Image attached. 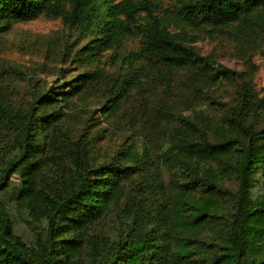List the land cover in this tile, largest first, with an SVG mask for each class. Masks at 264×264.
Returning a JSON list of instances; mask_svg holds the SVG:
<instances>
[{
    "label": "trees",
    "instance_id": "16d2710c",
    "mask_svg": "<svg viewBox=\"0 0 264 264\" xmlns=\"http://www.w3.org/2000/svg\"><path fill=\"white\" fill-rule=\"evenodd\" d=\"M174 1L171 22L177 32L157 15L161 7L155 0H0V35L14 23L60 18L88 39L84 57L117 52L127 38L136 37L139 47L126 56L128 64L143 61L164 71L190 68L195 78L211 75V65L192 45L197 38L184 28L234 38H249L258 30L264 37V0ZM142 73L132 69L119 82L107 100L108 111L117 110ZM222 74L223 69H216L213 79ZM92 75L78 76L70 91L52 88L40 103L53 106L60 93L79 94ZM255 107L264 109V97ZM251 108H231L229 118L224 116L228 135L222 140H209L191 122L168 135L171 145L158 167L175 170L176 181L160 188L161 200L155 204L146 196L114 236L101 234L97 226L122 197L125 182L138 173L149 174V166L139 156L133 164L94 166L77 143L65 150L69 166L43 186L37 175L57 150L55 137L63 136L57 124L62 113L43 114L38 124L28 113L15 124L8 144L0 134V264H264V127L255 129L246 122ZM5 123V116L0 117V133ZM13 174L18 184L11 181ZM154 177L146 194L155 192L157 173ZM223 177L234 178L237 188L221 185ZM224 203L228 209L220 212ZM9 207L39 230L32 244L15 233ZM219 220L220 236L210 242L202 232Z\"/></svg>",
    "mask_w": 264,
    "mask_h": 264
},
{
    "label": "rangeland",
    "instance_id": "374dc122",
    "mask_svg": "<svg viewBox=\"0 0 264 264\" xmlns=\"http://www.w3.org/2000/svg\"><path fill=\"white\" fill-rule=\"evenodd\" d=\"M155 1L161 7L157 15L172 32H177L178 27L171 22L175 1ZM184 30L197 38L192 45L210 62L211 75L201 73L195 78L190 68L164 71L150 68L143 61L128 64L126 56L139 47L136 37L127 38L117 52L102 51L95 57H84L86 49L82 50L88 46V39L69 30L60 18L38 17L14 23L8 32L0 35V117L5 116L6 122L0 134L4 142L11 141L17 130L15 124L30 112L35 124L43 114L62 113L57 124L63 136L55 137L57 150L37 175L41 185L52 183L60 176V170L69 166L65 150L77 143L84 146L94 166L110 162L133 164L135 156L149 166V174L138 173L125 182L122 197L98 224L99 232L106 236H114L115 228L131 216L134 208L144 204L146 196L155 204L161 200L160 188L166 190L176 181L175 170L158 166L171 145L167 136L185 130V122L195 124L209 140H222L228 135L224 116L229 118L231 108L245 104L247 110L253 105L246 122L255 129L264 127V109L255 107V101L264 97L262 33L256 30L249 38H234L227 34L211 36L204 28ZM137 68L143 72L139 85L111 113L105 107L109 96ZM219 68L224 74L215 80L213 76ZM84 73L93 75L79 94L60 93L53 106L40 103L39 98L52 88L57 92L70 91L69 85ZM38 138L43 144L42 137ZM155 173L158 185L155 192L146 194ZM11 181L18 184L19 177L13 174ZM220 181L230 190L237 188L232 177H223ZM227 207L225 203L220 204V212ZM9 208L15 233L32 244L39 230ZM222 223L219 220L209 224L202 232L203 237L210 242L217 241Z\"/></svg>",
    "mask_w": 264,
    "mask_h": 264
}]
</instances>
